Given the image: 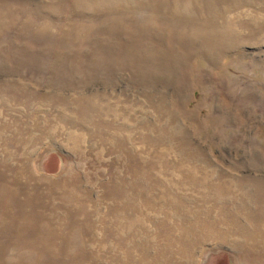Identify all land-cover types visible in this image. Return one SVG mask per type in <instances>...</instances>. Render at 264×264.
<instances>
[{"label":"rangeland","instance_id":"rangeland-1","mask_svg":"<svg viewBox=\"0 0 264 264\" xmlns=\"http://www.w3.org/2000/svg\"><path fill=\"white\" fill-rule=\"evenodd\" d=\"M0 264H264V0H0Z\"/></svg>","mask_w":264,"mask_h":264}]
</instances>
